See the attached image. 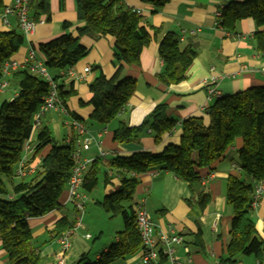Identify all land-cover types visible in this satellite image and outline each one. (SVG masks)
I'll list each match as a JSON object with an SVG mask.
<instances>
[{
  "label": "trees",
  "instance_id": "16d2710c",
  "mask_svg": "<svg viewBox=\"0 0 264 264\" xmlns=\"http://www.w3.org/2000/svg\"><path fill=\"white\" fill-rule=\"evenodd\" d=\"M78 19L84 26L74 37L65 32L39 45L43 60L55 81L62 78L61 72L73 67L85 58L89 48L81 42L83 37L98 39L103 36L114 38L115 59L121 64L112 77L101 72L90 84L89 104L93 106L90 119L101 124H109L124 110L135 93L137 79L123 75L124 64L139 66L143 49L161 30L144 24L143 17L123 0H75ZM155 9L164 7L170 0H143ZM4 0H0V13ZM221 25L233 32L237 22L252 18L257 26L255 45L264 57V0L229 2L222 9ZM50 18L48 0H41L31 18L39 21L41 15ZM70 24L66 22L67 30ZM25 41L23 33L0 30V80L3 65L11 60ZM159 55L164 61L163 70L158 75L161 83L171 85L185 78V73L197 56V51L186 46L180 47L179 36L168 32L160 42ZM17 82L18 94L0 104V236L12 264H40L41 253L28 219L40 217L61 208L60 198L68 189L71 172L75 165L74 133L71 141L55 138L49 126L38 127L36 145L27 163L31 168L45 149L47 153L35 167L30 179L16 175L17 166L23 155L25 143L31 138L33 116L39 110L43 98L50 91V84L43 77L26 68L12 73ZM58 92L67 107L68 99L76 94L73 86L68 88L60 82ZM77 119L80 117L71 113ZM81 120V119H80ZM177 120L169 117L165 104L157 105L150 114V120L140 126H129L121 121L114 130V140L126 143L136 140L149 127L155 142L172 132ZM182 136L178 145L170 144L161 152L142 150L129 156L116 155L110 159L97 156L89 165L83 183L84 192H92L99 185V176L104 174V182L118 177L116 190L106 194L98 202L110 217L121 216L124 229L117 232L116 239L98 258L83 253L77 264H114L125 259L143 247V240L137 227V211L133 200L141 176L159 168L171 172L181 181L192 186L202 179L200 169L214 170L227 150L241 138L238 160L245 177L229 175L226 183V202L234 210L231 223V239L226 247L221 263L234 262L238 255H260L264 241L256 232L251 217L252 197L255 185L264 179V86H255L230 95L216 97L210 107V123L206 125L201 117H190L182 123ZM34 170V171H35ZM112 170L115 173L110 174ZM250 180H248V178ZM18 179V181H14ZM8 183L12 186L10 191ZM14 195L10 197V194ZM211 202L208 192L198 194V205L205 209ZM74 226V222L62 218L57 222L58 234ZM195 244L205 248L203 231L199 228Z\"/></svg>",
  "mask_w": 264,
  "mask_h": 264
},
{
  "label": "crops",
  "instance_id": "0c3cea01",
  "mask_svg": "<svg viewBox=\"0 0 264 264\" xmlns=\"http://www.w3.org/2000/svg\"><path fill=\"white\" fill-rule=\"evenodd\" d=\"M40 1L30 0V16L35 13ZM123 1L128 6L142 11L141 16L145 25L161 30L155 33L151 29L153 38L143 49L139 66L124 64L123 75L137 79L135 93L124 110L109 124L93 123L91 127L87 125V120H91L90 115L93 112V106L88 103L91 97L89 84L101 72L109 78L112 77L118 67L123 64L115 59L112 36H103L98 39L83 37L81 42L89 48L88 55L71 67L74 71L73 76H62L59 80L67 88L72 85L76 91V94L68 99L67 108L70 113L80 117L92 133L101 135V146L108 152L105 159L116 155L129 156L142 150L161 152L170 144L178 145L183 132L182 123L190 117H201L208 125L210 107L216 99V97L209 98L208 93V81L213 76L218 77L216 87L222 95L235 94L255 86H264V57L256 49L254 38L258 30L256 22L252 18L242 19L237 22L235 30L231 32L221 25L220 17L217 15L218 11L229 2L245 0H170L159 9H155L143 0ZM48 2L50 18L47 14L41 15L32 33L23 32L16 14L9 16V25L0 22V30L17 31L25 36V41L19 51L13 55V60L24 63L31 49H35L38 57L43 60V55L39 51L41 43H46L65 32L71 33L74 37L79 35L78 29L85 23L78 19L76 1L48 0ZM13 3L14 0H4V6ZM66 22L70 24L67 30L64 28ZM171 31L178 34L181 49L189 45L197 51V56L187 69L183 80L165 85L158 78L164 67V61L159 55V46L165 35ZM87 67L91 68L89 72H85ZM12 73L8 76L9 87L0 94V104L18 94L17 82ZM161 104L167 106L169 117L177 120L178 125L172 132L165 134L160 143L155 142L154 133L149 127L136 140L126 143H118L114 140V130L121 121L129 126H140L150 120L151 112ZM41 124L49 126L53 135L56 133L57 136H54L57 140L71 139L73 130L64 122L63 115L58 112L47 113L42 118ZM37 134L38 128L32 131L33 143H36ZM242 143V139L237 138L214 170L200 169L202 179L192 186L181 181L171 172L159 168L141 176V182L135 194L138 197L136 199L134 197L133 204L136 209L140 205L150 207V210L147 209L152 215L157 231L166 232L172 227L182 235L185 244L191 250L193 264H223L221 261L231 239L230 230L234 217L233 207L226 202V183L231 174L245 177L238 160V150ZM47 150L38 155L32 163L33 168ZM32 155L33 153L30 154V158ZM84 156L91 158L99 156L96 145H93L89 151H85ZM35 172L36 170L30 172L27 178L33 177ZM118 179L113 177L104 185L105 195L110 186L119 184ZM8 188L12 190L9 183ZM202 191L211 195V202L205 209L197 203L198 194ZM13 196L11 192L10 197ZM68 198L69 191L66 189L60 198L61 208L46 215L28 219L35 245L41 253L40 264H55L62 252L58 237L64 232L58 234L57 222L67 218L75 225L77 211ZM99 201L101 200H97L96 203L98 204ZM251 217L255 222L258 238L264 241V193L252 209ZM199 228L203 231L205 244L203 250L195 244V235ZM75 232L72 237L76 234ZM110 245V241L104 242L95 250L94 258H98L100 252L107 250ZM69 250L66 252V264H77L80 256L87 252V250ZM178 252L184 258L181 246L178 247ZM140 258L141 252L138 251L119 260H123L124 264H140ZM117 262L118 260L114 264H120ZM0 264H12L1 236ZM227 264H264V246L260 255H238L234 262Z\"/></svg>",
  "mask_w": 264,
  "mask_h": 264
},
{
  "label": "built area",
  "instance_id": "2783aa9c",
  "mask_svg": "<svg viewBox=\"0 0 264 264\" xmlns=\"http://www.w3.org/2000/svg\"><path fill=\"white\" fill-rule=\"evenodd\" d=\"M134 11L139 15L142 14V11L139 9H134ZM13 14L17 15L19 25L25 34L32 33L35 30L37 21L33 20L30 16V0H14L13 4L4 6L0 13V22L9 25V16ZM217 15L220 17L222 11H218ZM19 68L28 69L32 73L43 77L50 84L49 93L43 98L39 110L33 116V130L41 125L42 118L47 113L54 111L63 115L64 122L71 126L74 133L75 149L73 151V159L75 165L72 169L70 181L68 183V201L76 209L77 216L74 227L59 236L62 252L55 263L66 264V252L71 245L70 237L77 229L83 226L82 218L86 203V196L83 193V183L86 171L91 162L95 159L84 156V152L89 151L93 145H96L99 156L103 158L107 156L108 152L101 146V135L92 133L84 121L71 115L69 109L65 106L59 96L58 87L60 82L54 80L53 75L46 67L44 61L38 57L35 49H31L27 60L22 64L13 59L5 62L2 70L3 76L0 80V94L5 92L10 85L8 76ZM90 70V67L85 68V72H89ZM61 75L71 77L74 75V71L70 68L66 71H62ZM217 80L218 77L213 76L210 81H208L209 98L220 97L222 95V92L216 87ZM70 141V138L67 139V142ZM35 145L36 143H33L31 138L25 143L23 155L16 170L17 176L25 177L35 170L33 166H31V168L27 167L30 154L34 152ZM109 173L113 174L112 170H110ZM263 193L264 179L258 181L255 185L252 197L253 208L258 204ZM136 223L143 240V247L140 250V264H193L191 250L189 246L185 244L184 237L177 233L172 227L166 232L157 231L152 215L144 205H140L138 208ZM179 246H181L184 251V258L178 252Z\"/></svg>",
  "mask_w": 264,
  "mask_h": 264
},
{
  "label": "rangeland",
  "instance_id": "374dc122",
  "mask_svg": "<svg viewBox=\"0 0 264 264\" xmlns=\"http://www.w3.org/2000/svg\"><path fill=\"white\" fill-rule=\"evenodd\" d=\"M93 123L97 122L87 120L88 127H91V124ZM55 134L56 133H54V135ZM112 173L115 172L112 171ZM104 185V174L101 173L97 188L92 192H83L87 197L82 218L83 227L76 230L74 237H70L72 246L70 245L71 248H69V251H79L87 248V252L88 250L90 251V257L94 258L95 250H97L104 242L110 241V244H112L111 242H113L114 236H116L117 232L124 229V222L121 216L111 218L110 214L106 212L101 205L96 203L97 200H102L105 196ZM117 187L118 184L110 186L107 194L116 190ZM137 197L138 196H135V199ZM147 208L150 210V207ZM117 263L124 264L125 262L123 260H118Z\"/></svg>",
  "mask_w": 264,
  "mask_h": 264
}]
</instances>
